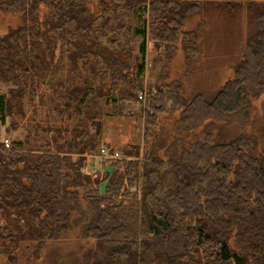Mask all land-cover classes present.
I'll return each instance as SVG.
<instances>
[{"label":"trees","instance_id":"obj_1","mask_svg":"<svg viewBox=\"0 0 264 264\" xmlns=\"http://www.w3.org/2000/svg\"><path fill=\"white\" fill-rule=\"evenodd\" d=\"M83 1L12 0L26 24L0 36V141L18 128L27 133L8 150L0 144V254L20 264L15 251L33 244L26 260L37 261L82 218V233L72 240L89 242L92 264H264V127L251 122L253 132L235 133L243 128L237 119L227 139L204 132L189 149L178 135L162 147L166 139L148 134L159 113L181 105L187 129L210 119L189 121L194 100L181 102L177 84H149L141 146L118 154L89 131L93 121L121 116V103L138 102L147 40L152 52L171 53L183 37L193 38L195 32L181 31L183 21L204 2L121 0L103 19ZM222 5L231 14L243 10L255 26L232 77L211 101L196 99L216 115L244 121L246 105L264 94V2ZM124 19L138 25L131 30ZM121 32L128 42H119ZM36 131L53 136L39 148L37 134L28 138ZM97 154L100 164L90 166ZM106 162L112 174L99 180Z\"/></svg>","mask_w":264,"mask_h":264},{"label":"rangeland","instance_id":"obj_2","mask_svg":"<svg viewBox=\"0 0 264 264\" xmlns=\"http://www.w3.org/2000/svg\"><path fill=\"white\" fill-rule=\"evenodd\" d=\"M180 1L204 2V5L192 8V12L194 11V13H192L191 16L188 15L189 17L187 16L181 28L183 32H195V36H193V38L189 35L183 37L182 42L179 41L175 44L170 56L162 51L152 52L151 49H149L151 46L147 40V71L149 73V69L151 68L154 74H158L161 64L168 55L169 58L166 60V63L168 62L167 71L164 72L166 74L161 80V83L177 84L179 86L178 95L180 98L179 100H182L181 102L187 103L194 100V104L191 105L187 113L190 115L189 121L194 122L198 118H209L210 121H208L209 123L206 124V127L203 125L201 127H191L188 129L185 127L182 128L183 108L181 105H178L179 107H171L159 113L156 116L155 125L149 129L148 134L151 138L158 136L166 139L165 142L160 144L162 147L171 144L170 142L174 141L173 138L179 135L183 137L185 141L189 142L187 148L190 147L189 149H192L195 147L194 141L201 139L204 132H209L212 138L218 139L221 137L227 139V137L233 135L232 125L240 121H237V119H241L243 128H241V126L240 128L237 127L234 131L235 133L245 131L247 133L253 132L254 130L252 129L251 122L254 123L256 129L258 127H264V94L259 98H252L251 103L246 105L244 111L248 112L249 119L244 121L240 115L234 118L216 115L215 112L203 106L199 99H196L198 96L200 99H204V101H211L219 88L232 77L233 68L239 61L243 45L255 26L249 23L247 15L243 10H238L234 14H231L222 3L228 1L264 2V0ZM104 2L105 4L103 6L99 5V0H85L81 3L87 8L86 12H89L92 16L99 17L102 14L103 19L104 17L110 19L113 16V9L117 7V4H121V0H104ZM0 4V36L26 24V12L22 10L20 6L19 8H15V6L12 5V0H0ZM42 8L43 9L40 10L41 18L47 15L46 8ZM164 8L167 9L166 7ZM169 13H172V11L169 10ZM144 17L146 18V14L144 15V13H142V18H140L141 25L146 24V20L143 22ZM98 20L97 24L102 21L101 18ZM124 22H126L127 26L129 25L128 20L124 19ZM136 24L138 25L137 21ZM136 24H132L131 27H128L132 30ZM117 36H119V42L123 39L128 42L125 33L121 32ZM181 38L182 36H180V39ZM139 45V40H136L133 46L137 49ZM112 47L114 48V46ZM185 57L188 58V61H186ZM148 76H146L144 81L147 84H149L150 81ZM144 77L145 75H143V78ZM148 87L149 85L143 83L141 85L142 89L140 88L137 91V97L139 92L145 93V96H147ZM120 106L122 112L121 116L106 115L101 122L93 121L89 126V131H91V133H100L102 139L109 143L118 154L124 149H129L130 144L142 145L143 123L145 121L144 101L138 100V102L130 105L123 102ZM24 110L28 113L27 116H29V118H33L27 107H25ZM104 110L108 111L105 107ZM34 121L38 123L40 117L35 116ZM55 121V119L50 120V122L53 123H55ZM68 124L69 129H72L74 123L71 122ZM39 125L45 128L44 122H40ZM2 130L1 134L3 133ZM26 134L23 128H18L17 130L11 131L10 135H6V137L11 139L12 142L14 140L17 141V139L26 138ZM35 134L39 136L34 140L35 146L39 148L45 144V141L48 139L50 140L53 136V134H48L46 131H36V133H31L30 137H28L30 141L34 138ZM67 137L68 134L66 135V138ZM261 147H264V144L259 148ZM99 158L100 156L98 154L94 155L93 160L89 161V165L94 166L97 165V163L100 164ZM110 166V162L103 163L101 170L103 172H101V174H96L97 179L102 180L106 173L109 175L112 174ZM90 173L92 175L94 171L90 170ZM100 185L99 191H102V187L105 184L101 183ZM81 219L82 218L79 219L80 222ZM80 222L76 220L73 225L61 235L63 241L47 245L37 261L26 260L33 252V244H20L18 251H15V256L18 258L17 261L20 264H92L94 256L90 253L91 251H89V242L80 244L72 240L75 239L73 237H79L82 233L83 228H81ZM0 264H8V258L3 254H0Z\"/></svg>","mask_w":264,"mask_h":264},{"label":"crops","instance_id":"obj_3","mask_svg":"<svg viewBox=\"0 0 264 264\" xmlns=\"http://www.w3.org/2000/svg\"><path fill=\"white\" fill-rule=\"evenodd\" d=\"M195 36V35H194ZM183 40V39H182ZM182 42V41H181ZM181 45V44H180ZM182 47V46H181ZM183 51H185V50H183ZM172 53V52H171ZM171 53H169L168 55L170 56V54ZM185 53V52H184ZM167 55V57H165V61L161 64V68H162V66H163V68L161 69L160 68V70H159V73L158 74H154L153 73V71H151L152 69L150 68L149 69V73H148V67H147V64H146V56H145V72H144V75H145V77L143 78V83L144 84H146V85H151L152 87H154V86H162V87H164V86H168V85H171V84H167V83H165V84H162L161 83V80L163 79V77L165 76V74L166 73H164V72H166L167 71V63H166V60L169 58V56ZM186 58V61H188V58L187 57H185ZM149 75V76H148ZM146 76H148L149 77V84H147L146 82H144L145 81V78H146ZM221 88V87H220ZM219 88V89H220ZM125 104H128V105H130L131 103H125Z\"/></svg>","mask_w":264,"mask_h":264},{"label":"built area","instance_id":"obj_4","mask_svg":"<svg viewBox=\"0 0 264 264\" xmlns=\"http://www.w3.org/2000/svg\"><path fill=\"white\" fill-rule=\"evenodd\" d=\"M145 95H146L145 93L139 92L138 93V99L141 101H144ZM0 144L2 145V148L4 150H8L10 148V145H11V139L4 137L3 139H1ZM102 156L107 157V152L105 151L102 154Z\"/></svg>","mask_w":264,"mask_h":264}]
</instances>
